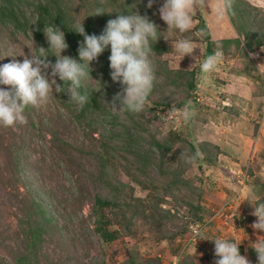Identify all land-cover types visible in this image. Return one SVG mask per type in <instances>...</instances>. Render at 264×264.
<instances>
[{
  "label": "rangeland",
  "instance_id": "1",
  "mask_svg": "<svg viewBox=\"0 0 264 264\" xmlns=\"http://www.w3.org/2000/svg\"><path fill=\"white\" fill-rule=\"evenodd\" d=\"M13 1L24 13L23 22L0 18V66L38 55L41 47L48 49L47 60L54 64L59 53L44 34L49 25L40 34L36 31L38 0ZM59 1L76 21L90 20L98 27L97 36L118 15L138 12L158 25L162 36L152 47L157 81L145 111L133 116L169 149L163 154L155 149V161L147 168L119 166L101 184L97 151L107 118L92 124L78 121L79 105L67 92L55 90L46 105L27 106L25 124L0 126V264H116L150 255H159L162 264H178L183 257L215 262L214 239L241 240L242 255L257 264L253 246L264 231L251 225L257 220L252 203H257L264 181V0H235V15L219 23L214 0H208L186 33L167 29L159 15L164 0H153L151 8L148 0H124L122 6L101 0ZM96 8L106 12L92 15ZM205 28L216 41L213 53L218 44L223 52L222 62L208 74L210 84L200 68L213 54H207L205 35L200 34ZM182 38L193 39L198 48L181 59L175 43ZM110 54L108 46L90 62L89 88L100 86L96 92L112 113L113 97L122 86L111 79ZM60 55L77 59L68 49ZM179 71L184 77L177 76ZM189 73L195 89L185 85ZM54 79L62 85L58 76ZM188 102L195 105L196 115L185 121L182 112ZM182 152L202 157L188 163ZM110 182L127 193L118 199L127 211L126 225L118 239L103 244L91 210L97 193H114ZM36 197L52 218L31 252L24 231ZM197 231L206 239H196Z\"/></svg>",
  "mask_w": 264,
  "mask_h": 264
},
{
  "label": "clouds",
  "instance_id": "2",
  "mask_svg": "<svg viewBox=\"0 0 264 264\" xmlns=\"http://www.w3.org/2000/svg\"><path fill=\"white\" fill-rule=\"evenodd\" d=\"M152 4L153 0H148L147 7L151 8ZM207 6L208 0H164L159 8V15L168 30L173 33H186L192 30L198 10ZM212 8L216 22L219 23L228 18L229 14L235 15V0H214ZM104 12L106 11L103 8H96L92 15ZM73 31L83 36V43L78 48L79 60L60 55L68 48L64 33L58 27L49 25L44 28V34L50 48L59 53L58 56L55 55L57 59L54 64L47 60L48 49L41 47L38 55L24 56L22 62L13 60L0 66V85L10 86V90L0 88V126L14 127L17 124H25L27 118L23 114L24 109L29 105L34 107L46 105L54 98V90L56 93L67 92L69 98L81 108L90 103L92 92L100 90L98 86L89 92V81L93 80L90 75L92 70L90 62L95 61L108 46L111 53L108 57L111 79L122 86V91L113 97L111 107L116 112L121 109L133 114L145 111L148 98L157 81L152 44L162 36L158 31V25L147 15L142 16L137 12L110 19L99 36L86 34L81 21L73 25ZM200 34L204 36L207 32L201 29ZM163 37L169 40L168 36ZM196 48L197 44L191 38H182L175 43V51L180 54L181 59L185 55H191ZM222 60L223 52L218 44L217 50L208 55L200 66L205 83H211L208 74L214 71ZM49 68L50 75L47 72ZM57 76L63 82V86L54 79ZM97 82L100 85L99 81ZM65 84L69 85L67 90ZM117 101L119 108L116 106ZM182 115L185 121L194 118L195 105L188 102ZM181 156L185 154L182 152ZM196 156L202 157V153L185 156L186 162L192 163ZM252 204L254 206L252 215L257 217V220L251 227L264 231V202ZM195 236L196 239H206L200 236L199 231ZM240 241L214 239L215 256L218 257L215 264H251L246 256L240 254ZM253 248L257 254V264H264V237H258Z\"/></svg>",
  "mask_w": 264,
  "mask_h": 264
},
{
  "label": "trees",
  "instance_id": "3",
  "mask_svg": "<svg viewBox=\"0 0 264 264\" xmlns=\"http://www.w3.org/2000/svg\"><path fill=\"white\" fill-rule=\"evenodd\" d=\"M124 0H104V3H112L117 6H122ZM59 0H48L47 3L39 0L36 3L37 19L36 31L37 34L46 26L53 25L58 27L65 36V42L68 44V51L73 54L78 60V48L83 43V36L73 31V25L77 22V16H69L66 7ZM24 13L19 9V6L13 0H3L0 4V18L11 21L13 23L22 24V17ZM85 33L92 35L98 32L99 28H94L90 20L83 21ZM207 35H205L206 52L213 53L212 45L216 43L212 40L208 29L205 28ZM152 47L156 46L152 44ZM191 72V71H189ZM186 74V73H185ZM187 82L185 85L188 88L195 89L196 82L194 81L193 73L187 74ZM178 77H184L179 71ZM63 85V82H62ZM64 86L69 87L68 84ZM93 89L89 88L91 93ZM121 113L112 112L103 105L99 98V94L93 91L90 97V103L85 104L82 108L79 106L76 112V119L78 121H86L88 124L97 121H108V129L100 139L99 150L97 151V160L100 174L101 184L106 183L108 174H113L119 166H134L136 169L149 167L155 160V149L159 153H164L169 147L160 141L144 127L141 122L135 119L133 113L122 110ZM125 118L133 123V126L126 125L123 121ZM159 162L162 160L160 154ZM114 193H104L100 191L96 194L94 204L91 210V217L93 218L94 229L98 234L103 244L118 239L121 235L120 229L126 225V210L119 204L118 199L124 190L118 188L110 182ZM260 196L257 203L264 202V181L260 183ZM116 192V193H115ZM120 195V196H119ZM138 200V199H135ZM39 198L31 199L29 206L30 212L27 215V222L24 231L25 240L29 244L26 246L28 251L34 250L39 246L40 239L44 232V228L50 222L51 216L47 215L45 208H42ZM133 211V210H132ZM36 251V250H35ZM239 251L242 255L243 246L239 244ZM34 252V251H33ZM176 262V261H175ZM178 264H215V262H196L194 259L183 257ZM116 264H162V259L159 255L148 256L141 258L138 262L133 257H127L117 262Z\"/></svg>",
  "mask_w": 264,
  "mask_h": 264
}]
</instances>
